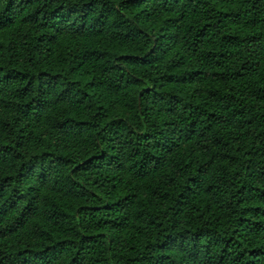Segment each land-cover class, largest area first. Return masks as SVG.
<instances>
[{
	"label": "trees",
	"instance_id": "1",
	"mask_svg": "<svg viewBox=\"0 0 264 264\" xmlns=\"http://www.w3.org/2000/svg\"><path fill=\"white\" fill-rule=\"evenodd\" d=\"M0 264H264V0H0Z\"/></svg>",
	"mask_w": 264,
	"mask_h": 264
}]
</instances>
